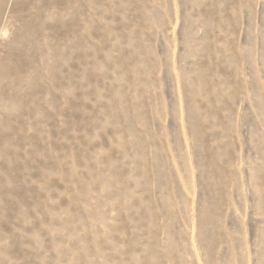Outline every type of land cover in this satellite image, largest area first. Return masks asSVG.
<instances>
[{"label": "rangeland", "instance_id": "rangeland-1", "mask_svg": "<svg viewBox=\"0 0 264 264\" xmlns=\"http://www.w3.org/2000/svg\"><path fill=\"white\" fill-rule=\"evenodd\" d=\"M0 264H264V0H0Z\"/></svg>", "mask_w": 264, "mask_h": 264}]
</instances>
